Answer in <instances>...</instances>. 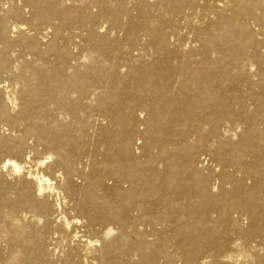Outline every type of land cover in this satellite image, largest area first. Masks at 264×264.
I'll return each mask as SVG.
<instances>
[{
  "label": "bare ground",
  "instance_id": "1",
  "mask_svg": "<svg viewBox=\"0 0 264 264\" xmlns=\"http://www.w3.org/2000/svg\"><path fill=\"white\" fill-rule=\"evenodd\" d=\"M0 117V264H264V0H0Z\"/></svg>",
  "mask_w": 264,
  "mask_h": 264
},
{
  "label": "rangeland",
  "instance_id": "2",
  "mask_svg": "<svg viewBox=\"0 0 264 264\" xmlns=\"http://www.w3.org/2000/svg\"><path fill=\"white\" fill-rule=\"evenodd\" d=\"M104 27H107V25H104ZM13 128H14L13 124L11 123L10 120L0 117V135L13 140L21 139L22 137H24L23 132L13 133L12 131ZM26 142H27L26 150L29 153L32 152L29 155L32 156V162H33L29 164V166L32 167L31 168L29 166L28 167L31 170L33 169L35 170L36 169V167L34 166L35 163L47 158L49 156V151L43 145H41L35 137L26 139ZM46 162H48V160ZM1 176H4L7 182L10 183H17L20 181L19 176L11 177L9 175V171H0V177ZM1 226L2 225L0 223V227Z\"/></svg>",
  "mask_w": 264,
  "mask_h": 264
}]
</instances>
